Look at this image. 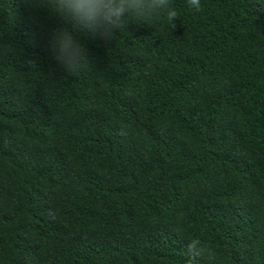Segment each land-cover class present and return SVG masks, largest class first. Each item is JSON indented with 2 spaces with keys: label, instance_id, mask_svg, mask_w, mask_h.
<instances>
[{
  "label": "trees",
  "instance_id": "16d2710c",
  "mask_svg": "<svg viewBox=\"0 0 264 264\" xmlns=\"http://www.w3.org/2000/svg\"><path fill=\"white\" fill-rule=\"evenodd\" d=\"M172 4L106 37L0 0V264H264V0Z\"/></svg>",
  "mask_w": 264,
  "mask_h": 264
},
{
  "label": "clouds",
  "instance_id": "9594fccd",
  "mask_svg": "<svg viewBox=\"0 0 264 264\" xmlns=\"http://www.w3.org/2000/svg\"><path fill=\"white\" fill-rule=\"evenodd\" d=\"M51 11L81 30L100 32L110 37L113 32L123 30L132 20L166 21L175 28L178 12L172 0H46ZM187 5L199 11L200 0H187ZM57 63L71 74L86 71L89 62L85 49L76 41L71 32L62 30L55 35L51 45ZM198 239L185 246L186 255L191 259L203 255Z\"/></svg>",
  "mask_w": 264,
  "mask_h": 264
}]
</instances>
